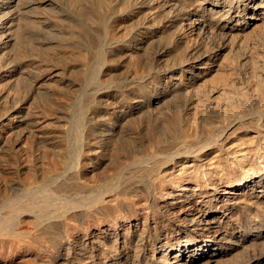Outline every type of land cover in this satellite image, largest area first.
Instances as JSON below:
<instances>
[{"label":"bare ground","instance_id":"obj_1","mask_svg":"<svg viewBox=\"0 0 264 264\" xmlns=\"http://www.w3.org/2000/svg\"><path fill=\"white\" fill-rule=\"evenodd\" d=\"M262 10L0 0V264H264V102L185 118L194 64L208 70ZM19 100L66 121L50 147L33 150Z\"/></svg>","mask_w":264,"mask_h":264},{"label":"rangeland","instance_id":"obj_2","mask_svg":"<svg viewBox=\"0 0 264 264\" xmlns=\"http://www.w3.org/2000/svg\"><path fill=\"white\" fill-rule=\"evenodd\" d=\"M41 6L39 7L41 8L49 7L48 9L45 8V10L49 12L48 13L49 15H50V11L52 13L54 12L53 14L55 15L56 10L59 9L55 3L46 4V2H43ZM41 8L40 11L39 9L37 10L38 11L37 14L40 12L39 13L40 15L38 14L39 16H41L42 14L43 9L41 10ZM263 11L264 10L261 11L262 12L261 15L263 17L260 16L261 18L255 20V23L253 25L254 29L252 27L248 29L250 32L248 30L240 33L239 32L237 33L236 31H231V33L230 31H228L229 33L226 32L225 34L226 46L227 47L230 46V47L226 48V50L223 52V55L225 54V58L223 55L221 57L215 56V61L211 65V67L209 65H206L208 66V70L205 69V67L203 66L201 67V64H198L200 66L194 64L195 69H198L199 67L200 73L199 75L193 77V81H192L193 83L191 82V85L189 86V90L191 94L189 96L192 100L188 107L191 106L192 108L190 107L187 109L188 111L186 110L187 113L185 112V118L190 120L193 119L195 120V122L198 120L202 121L201 116H203L204 118L203 115L204 113L205 115L210 113L214 119L218 120L219 115H220L219 117L226 116V114L229 113L231 114L232 112L234 113L238 109H242V108L248 109V107L251 106L252 104H260L264 102L263 101L264 100V20H263L264 12ZM52 13L51 15H53ZM229 25L230 23L228 24V26ZM195 33L196 31H193L192 34L196 36ZM209 36H210L209 34L205 35L204 41L210 40ZM196 39L198 41L199 37L197 36ZM214 39L213 40L215 42H218V40H220L218 36L214 37ZM200 40L201 39H199V41ZM207 46H208V41H207ZM227 53L230 55H228ZM218 63H220V66ZM47 77L48 76L44 77L43 78L44 80L42 79L40 82H38L40 89L43 88L41 90H47L50 84L51 85L52 83L54 84L55 81L53 80L57 78V76L54 75L50 76L49 78ZM40 84L43 87L40 86ZM251 98H254L255 100ZM21 101L22 100H19L16 104L21 105V107H25V108L29 106L31 111V113L29 114L31 115L26 116V118L32 117L34 121L32 122L33 124L31 123V125L26 128V132L30 130L28 132L35 133V135L32 137L34 139L33 150L36 152L35 148H38V146L40 147L38 149L50 147L52 145V141L50 140H52L51 137L53 131L59 129L60 127L64 128L67 125L66 121L61 118H58L56 115L53 114L54 112L52 113L48 111L50 112V114L48 112L45 113L46 115L43 114L40 110V104L34 106V104L31 103V100L22 101V102ZM194 104L196 105V107ZM207 123L208 121L207 122L205 121V124ZM210 124L212 125L213 122L208 123V125ZM45 134L46 135L48 134V136L45 137L46 136ZM44 142H48V143L44 144ZM34 155L35 154L32 151V154H30L28 157H30L32 160V158L35 159ZM48 156L52 158V156L47 155L46 159L45 157H43L44 159L42 160L37 159L38 160L37 161L35 159L36 161L35 160L33 161L37 163L36 164L37 166L42 165L43 167H46L47 165L49 166L50 164L49 161H51L50 158H48ZM245 256L248 258L249 254Z\"/></svg>","mask_w":264,"mask_h":264}]
</instances>
